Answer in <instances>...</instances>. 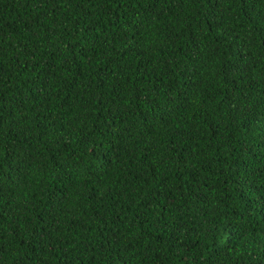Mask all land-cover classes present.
I'll list each match as a JSON object with an SVG mask.
<instances>
[{
	"label": "trees",
	"instance_id": "16d2710c",
	"mask_svg": "<svg viewBox=\"0 0 264 264\" xmlns=\"http://www.w3.org/2000/svg\"><path fill=\"white\" fill-rule=\"evenodd\" d=\"M0 264H264V0H0Z\"/></svg>",
	"mask_w": 264,
	"mask_h": 264
}]
</instances>
